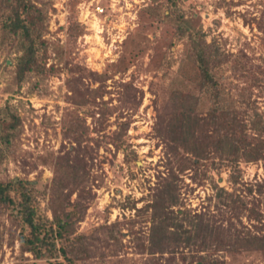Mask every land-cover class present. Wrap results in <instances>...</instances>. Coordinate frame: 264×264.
Instances as JSON below:
<instances>
[{"label": "rangeland", "instance_id": "374dc122", "mask_svg": "<svg viewBox=\"0 0 264 264\" xmlns=\"http://www.w3.org/2000/svg\"><path fill=\"white\" fill-rule=\"evenodd\" d=\"M43 2H47L50 17V32L46 38L53 46L60 44L68 51L71 35H77V41L72 47L73 56L78 55L81 64L86 65L90 71L107 74L110 77L107 91L111 93L99 98L96 105L89 103L78 106L73 101L65 73L48 79L33 75L19 92L15 79V55L6 59L0 50V110H5L7 105L18 108L24 121L18 145L19 155L38 162L37 169L26 175L21 164L22 158L17 162L9 159L8 168L1 173L2 178L28 176L29 180L38 182L41 187L50 186L55 174L54 167L42 166L40 159L49 154L55 160L58 156L66 155L75 159L77 151L70 150L73 141L64 138L63 124L67 118L83 119L92 139L84 142L82 147L90 146L97 150L100 157L97 156L93 162L89 160L96 181L88 184V190H92L95 197L85 221L79 225V232L90 234L95 227L118 222L122 224L124 236L121 237L120 249L116 254H109L115 248L96 243L94 248L97 251L82 264H154L156 259H159L160 264H171L170 258L176 256L179 261L181 253L189 257L191 251L182 248V245L170 246L164 255L156 251L155 256H152L141 251L139 247L144 238H134L128 223L137 216L136 210L124 207L125 204L138 202L137 209L144 208L148 203L143 198L151 199L150 194L154 193L159 177L168 176L170 166L167 164L176 161L173 165L178 171L180 162H186L185 159L192 157V153L180 149L179 157L173 159V156H169L165 141L157 133L159 116L170 93L179 89H196L193 84H189L192 63L186 40L174 38L166 27L155 30V35L147 28L149 23L155 25L152 15L155 9L170 14L166 11V1ZM181 8L186 9L187 18L195 19L196 28L205 34L207 43L214 42L220 48L223 64L217 74L224 83L227 97H232L240 105V97L248 94L245 88L251 89L247 95L250 104L241 105L245 113L239 115V120L249 125L260 116L264 121V0H182ZM75 20L81 27L76 26ZM53 62L51 59L48 66ZM35 83L38 87L33 89ZM126 84L133 86L130 98H136L139 103L136 110L119 109L121 91ZM99 85L86 82L87 89L91 91ZM113 107H118L116 112L105 122L102 121L100 113ZM83 110L92 111L95 116H87ZM208 110L206 105L203 112L199 113L200 117H206ZM127 121H130V125L122 139L125 145L119 150L111 140L122 130L117 122ZM217 131L218 127L209 129L210 135L214 137ZM74 146L79 147L78 144ZM239 164L242 170L238 185L242 190L240 194L250 209L256 207L262 210L264 204L258 201L264 202V196L259 194V188H254L253 194L247 189L264 183V160L251 163L241 159ZM207 174L215 179L219 188L234 191L230 181L231 167L223 164L219 169H212L210 166ZM184 178L180 197L186 205L182 209L178 206L175 210L187 209L193 213H203L210 206L212 211L216 210L217 200L214 199L213 203L209 201L216 192L213 183H195L189 174ZM40 198L44 212L52 218L49 195ZM76 198L75 194L72 201ZM151 213L150 210L146 211L143 217H150ZM242 222L243 228H240L249 236L256 232L255 226L259 225L246 216ZM152 226V223L146 221V236L150 234ZM177 251H181L180 254H176ZM243 251L222 256L226 264H264L263 254L246 249ZM0 264L50 263L47 260L36 261L30 253L22 254L19 242L11 246L6 236L3 248H0Z\"/></svg>", "mask_w": 264, "mask_h": 264}, {"label": "trees", "instance_id": "16d2710c", "mask_svg": "<svg viewBox=\"0 0 264 264\" xmlns=\"http://www.w3.org/2000/svg\"><path fill=\"white\" fill-rule=\"evenodd\" d=\"M165 1L166 11L170 14L155 9L152 15L156 26L149 23L147 28L155 35V30L166 27L174 38L186 40L192 63L189 84H193L196 89L171 90L159 116L157 133L165 141L169 156H173V159L179 157L180 149L189 151L192 157L185 159L186 162L179 161L178 171L173 165L176 161L167 164L170 166L168 176L159 177L154 193L150 194L151 199L143 198L148 203L144 208L137 209L138 202L124 205L125 208L136 210L137 216L128 221L131 234L139 240L144 238L139 248L152 256L156 251L164 255L170 246L182 245V248L191 251L189 257L181 253L179 261L176 256L170 258L171 264H226L222 255L242 253L244 249L264 255V206L262 210L256 207L250 209L238 187L242 178L241 159L251 163L264 160V121L260 116L249 125L239 120V115L245 113L241 105L250 104L247 95L251 89L245 88L248 94L240 97V105L232 97H227L224 83L217 74L223 64L220 48L214 42L208 44L205 34L196 28L195 19L187 18L186 9L181 8L182 0ZM49 20L47 2L43 0H0V50L6 59L15 55L18 91L33 75L48 79L65 73L74 103L78 106L89 103L96 105L99 98L111 93L107 91L110 77L90 71L81 64L78 55L73 56L72 47L77 35H71L68 51L60 44L53 46L46 38L50 32ZM75 22L77 27H81L77 20ZM52 53L56 56L53 57ZM51 59L54 62L48 66ZM88 81L100 85L91 91L86 87ZM37 87L35 83L33 89ZM123 87L119 109L136 110L139 103L136 98H130V94H133L132 84ZM206 105L209 110L206 117L202 118L199 113L203 112ZM117 109L113 107L102 111L101 120H108ZM17 110L12 105L0 110V248H3L8 236L11 246L19 242L22 254L30 253L36 261L47 260L50 264H82L97 251L94 248L96 243L115 248L109 254H116L120 249L121 237L124 236L121 223H105L95 227L90 234L79 232V225L85 221L95 197L92 190H88V184L96 181L89 160L93 162L97 156L100 157L97 150L90 146L82 147L84 142L92 139L83 119L67 118L63 124L64 138L73 141L70 150L77 151L75 159L66 155L58 156L55 160L50 154L40 159L42 166L54 167L55 174L50 186L41 187L38 182L29 180L28 176L2 178L1 173L8 168L9 159L17 162L22 158L21 164L26 175L38 167L37 161L19 155L18 145L24 121ZM83 111L87 116H95L92 111ZM117 123L122 130L116 133L117 137L111 142L120 150L124 148L122 139L130 121ZM214 127H218L215 137L209 133V129ZM81 148L83 151H80ZM223 164L232 168L230 181L233 192L219 188L215 179L207 174L210 166L219 169ZM188 174L195 183H213L216 192L209 201L213 203L214 199L217 200L216 210L212 211V206L203 213L181 210L186 204L180 193L184 177ZM256 187L259 188V194L264 196V183L250 187L247 191L253 194ZM75 194L77 198L72 201ZM45 195H49L52 218L47 216L42 207L40 197ZM258 202L264 204L261 200ZM178 206L181 209L175 210ZM149 210L152 213L147 219L143 213ZM244 216L259 223L255 226L256 232L250 236L240 228H243ZM146 221L153 224L147 236L144 232ZM158 260L154 264H160Z\"/></svg>", "mask_w": 264, "mask_h": 264}]
</instances>
